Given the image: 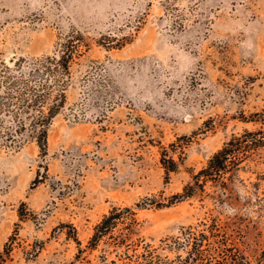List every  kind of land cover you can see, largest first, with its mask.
<instances>
[{"label": "rangeland", "instance_id": "1", "mask_svg": "<svg viewBox=\"0 0 264 264\" xmlns=\"http://www.w3.org/2000/svg\"><path fill=\"white\" fill-rule=\"evenodd\" d=\"M69 55L66 72L53 57ZM5 64L47 79L43 110L14 114L57 107L46 153L1 114L0 264H125L146 243L173 257L213 217L264 250V145L184 196L231 138L264 134V0H0ZM115 208L132 213L92 246Z\"/></svg>", "mask_w": 264, "mask_h": 264}, {"label": "trees", "instance_id": "2", "mask_svg": "<svg viewBox=\"0 0 264 264\" xmlns=\"http://www.w3.org/2000/svg\"><path fill=\"white\" fill-rule=\"evenodd\" d=\"M70 58L69 55L63 56L62 60L53 57V60L58 66L69 72ZM15 65H18V61ZM13 69L14 67L6 64L0 69L1 85L4 86L3 90L0 89V126H5L3 130L9 137L14 136L12 130L14 127L6 124V120L1 115L3 112L13 113L20 109L29 113L38 107L43 110V105L47 101V95L40 93L47 85V79L42 76L45 75V72L40 67L31 69L28 76L18 77L13 73ZM33 80L38 84L31 85ZM57 97L65 102L66 94L63 91ZM56 107L57 104L50 106L48 113L40 117L20 116L13 113L11 117L17 124L15 132L25 130L30 124L31 136L36 138L42 152L46 153L48 130ZM260 120L264 122V112H262ZM256 133L247 131L240 136L231 138L212 156L208 165L198 172L195 183L186 186L184 196H193L198 188H203V182L207 179L218 180L224 177L231 171L234 163L244 157L245 151L248 150L247 147L256 148L264 145V134L255 137ZM127 213H132L130 208H115L107 214L96 225L90 244L94 247L97 246L103 236L111 234L119 220L124 218ZM133 220L136 221L135 217ZM76 240L80 244L78 237ZM119 242L123 246L126 245L125 239ZM168 246L169 250L175 253L173 257L159 255L156 248L149 243L142 245L141 250L139 247H135L132 253L128 247L124 253L125 264H264V250L257 256H251L241 246L236 235L229 232L220 219L214 217L209 222L188 226Z\"/></svg>", "mask_w": 264, "mask_h": 264}]
</instances>
